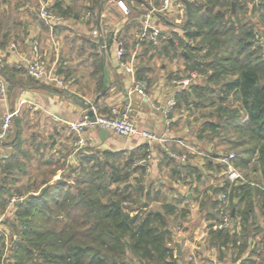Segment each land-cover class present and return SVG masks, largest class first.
Returning <instances> with one entry per match:
<instances>
[{"label": "trees", "instance_id": "16d2710c", "mask_svg": "<svg viewBox=\"0 0 264 264\" xmlns=\"http://www.w3.org/2000/svg\"><path fill=\"white\" fill-rule=\"evenodd\" d=\"M87 1L92 3L90 9L94 11L102 7L105 0ZM233 1L237 5L236 12L232 10ZM255 1L189 3L183 30L185 38L193 41L191 44L171 33L161 35L156 45L152 42L144 47L153 52L148 59L163 52L173 58L177 54L174 49H183L177 57L185 64L186 72H197L204 78L201 85L191 86L180 99L191 114L198 115L195 119L206 120L198 136L208 138L226 153L234 152V164L245 178L251 171L260 175L258 185H251L250 180L230 185L223 179L225 186L215 189L216 193H229L235 215L231 229L209 230L208 246L216 247L220 253L229 247L237 249L239 225L249 243L238 248L249 250L248 259L239 264H264V230L258 225L255 213L258 207L264 215V44L261 39L264 37V4L257 6L255 19L241 23ZM51 9L65 18L79 14L59 1ZM24 35L27 37L25 30ZM12 37L19 39L10 31L1 34V45ZM76 42H79L80 55L91 61V76L99 94L106 89L104 58L91 40L80 37ZM135 45L134 41L124 48L129 52ZM127 57L125 53L124 60ZM0 72L6 74L5 67ZM142 72L145 70H137L140 78ZM19 73L23 71L20 69ZM64 80L67 82V78ZM190 96L194 101L190 102ZM104 116H110V111ZM21 132L20 127L14 141L17 149L23 144ZM143 148L140 153L130 152L129 155L96 149L80 153L72 172L76 180L72 183L66 178L54 183L48 179L36 183L32 176L19 180L30 171L16 160V154L8 164L0 166V215L14 195L23 197L16 203V218L4 222L17 229V237L11 239L7 256L5 235L0 237V264H131V255L140 264H179L180 256H175L166 215L171 208L167 207L165 213L145 209L147 205L142 203L147 192L146 165L137 164V160L147 155V147ZM167 161L172 163V160ZM181 167L186 175L198 174L192 166ZM17 170L21 175H16ZM131 204L135 207H130ZM220 205L217 201L218 214ZM259 235L261 239L250 248L251 238Z\"/></svg>", "mask_w": 264, "mask_h": 264}, {"label": "crops", "instance_id": "0c3cea01", "mask_svg": "<svg viewBox=\"0 0 264 264\" xmlns=\"http://www.w3.org/2000/svg\"><path fill=\"white\" fill-rule=\"evenodd\" d=\"M12 1L16 3L10 20L4 17L9 0H0V60L6 69V74L2 76L9 86L5 98L0 100V121L8 110L18 109L19 113L13 123L14 135L10 137V131L6 141L0 143V166L8 164L16 154V160L31 172L35 162L41 163L47 156L53 158L59 155L64 163V171L77 166L78 155L88 153L92 148L97 151L140 153V150H144L143 147H147V155L137 160V164L146 161L144 179L147 192L142 203H146L145 209L165 213L167 207L171 208V212L166 215L168 228L173 234L174 251L176 242L181 246L179 264H186V257L191 252H196L204 263H210L215 257L220 264H239L248 259L249 250H239V246L249 245L239 225L236 228L239 249L229 247L221 253L217 250L215 254L213 248L216 247L208 246L209 230L214 229L219 221L216 208L218 193L215 189L220 187L226 177L225 166L220 161L221 155L226 152L216 148L208 138L198 136L200 126L206 120L195 119L198 115L191 114L180 100L183 92L189 91L193 85H201L204 81L203 76L197 72H186L185 64L177 57L183 49H174L177 54L173 58L163 52L148 59L153 52L144 50V47L152 41L149 36L143 39L138 37L147 13L145 0H124L129 8L128 15L117 6L116 0H105L102 7H96L94 11L90 9L92 3L87 0H53L52 5L59 1L79 13L57 23L40 16L46 0ZM158 1L154 0V4L157 5ZM188 7L184 12L175 8L171 13L153 17V23L161 35L175 33L184 41L190 44L193 42L185 38L183 30L188 18ZM8 31L12 36L18 35L19 39L16 41L12 37V40L2 46L1 34ZM80 37L94 42L97 53L104 58V94L96 93L95 81L91 76V61L87 60V56H81L78 51L79 42L76 40ZM117 40L122 41L125 48L127 43L131 45L136 42L129 52L125 50L128 54L127 60L134 55V73L120 67L116 56ZM31 41L39 42L45 56L47 72H56L63 79L67 78V93L46 79L36 80L27 74L21 56L30 55ZM13 45L16 46L15 49ZM66 49L69 50L68 53L65 52ZM160 60L162 62L158 63ZM20 69L23 74L19 73ZM61 69L65 72L60 73ZM138 69L145 70L141 74L142 78L138 76ZM186 78H190L191 83L184 86L180 81ZM138 81L147 82L148 88L145 92L135 88ZM75 97L92 102L97 114L103 116L112 106L123 110L131 105L137 129L148 131L155 138L147 142L140 135L126 138L110 131L102 134L101 128L85 127L82 135L92 146L75 153L78 135L70 128V123L82 121L87 116V110L73 101ZM189 100L194 101V97L190 96ZM171 101L175 104L169 109ZM179 105L182 106L178 107ZM19 123L23 144L17 149L14 141L20 129ZM27 129L31 131L30 139H25ZM179 157H183L184 161ZM167 159L172 160V163H168ZM47 161L52 162L51 159ZM184 165L192 166L198 174H184L181 169ZM60 173V170L55 171V178L51 182L60 181ZM16 175H21L20 171L17 170ZM28 176L23 175L19 180L25 181ZM246 179L251 181V185H258L260 175L251 171ZM160 195L164 199L162 203L156 199ZM156 202L159 203L158 207H155ZM15 211L16 209H9L7 205L4 214ZM255 213L258 225L264 230L261 209L257 207ZM1 224L0 220V226ZM178 227L180 230H177ZM260 236L251 238L250 248L261 239Z\"/></svg>", "mask_w": 264, "mask_h": 264}, {"label": "built area", "instance_id": "2783aa9c", "mask_svg": "<svg viewBox=\"0 0 264 264\" xmlns=\"http://www.w3.org/2000/svg\"><path fill=\"white\" fill-rule=\"evenodd\" d=\"M196 0H159L157 5L154 4V0H145L147 3V13L144 16L142 23V30L138 35L139 39H143L146 36H149L153 43H157L161 35L159 29L153 23V17L157 14L166 15L171 13L175 8H180L182 12L185 11V8L188 7V4ZM53 0H46L43 3V6L40 10V16L50 22H63L65 17L58 15L53 12L51 9ZM117 6L121 11L128 15L129 8L124 0H116ZM261 38V36H259ZM117 50L116 56L119 60V65L122 69L128 71L129 73H134L135 63L134 55L131 59L124 60L125 50L124 44L122 41L117 40ZM31 52L29 56L22 55L21 60L25 64L27 74L36 79L43 80L46 79L49 83L55 84L63 90H68L67 82L60 77L56 72L48 73L46 69V60L44 53L41 50L40 44L38 41H31ZM14 49L15 45L12 46ZM4 67L3 63L0 60V70ZM184 86H187L191 83V79H183L180 81ZM135 88L140 92H145L148 88L146 81H138L135 84ZM8 83L3 78L0 72V100L4 99L8 93ZM175 102L171 101L168 108L171 109L174 106ZM96 115V121L91 122L89 116L87 115L84 120L70 123V128L75 131L78 135L75 143V153L85 151L90 148L91 143L83 137L82 132L85 127L90 128H101L107 131L114 133L120 137L131 138L135 135L142 136L147 142H150L155 137L148 131L138 130L136 126V120L133 118V108L131 105H127L125 109L120 110L116 106H112L110 109V116L99 115L96 112V109L92 107ZM19 110H8L3 115L0 123V143L6 141L9 136L12 124L15 121V118L18 116ZM184 161L183 157H179ZM236 160V154L234 152H229L221 155L220 161L224 164V180L227 183L236 184V183H246L248 182L245 176L241 173L240 169L236 167L234 161ZM138 164L145 165L146 161H141ZM225 184L222 181L220 188L224 187ZM218 201L220 202L219 210V222L214 227V229H230L233 225V210L231 209L229 203V193L227 191H221L217 196ZM23 200L22 196L14 195L10 202L8 203L9 209H16V203H20ZM177 230H180L178 227ZM5 231L0 230V237L5 235ZM213 253H217V249L213 248ZM186 264H220L218 259L215 257L210 263H204L196 252H191L186 257Z\"/></svg>", "mask_w": 264, "mask_h": 264}, {"label": "rangeland", "instance_id": "374dc122", "mask_svg": "<svg viewBox=\"0 0 264 264\" xmlns=\"http://www.w3.org/2000/svg\"><path fill=\"white\" fill-rule=\"evenodd\" d=\"M15 3L16 2H13L12 0H9L8 8H7L6 11L4 10V12H5L4 13V17L9 18L11 20L12 15H14L13 13L15 12V11H13ZM232 3L234 4V6L232 7V10L234 12H236L237 11V5H236L235 1H233ZM253 4H252V7H253ZM252 7H251V10H250V14H248L246 17H244L242 19L241 23H244L243 20L246 22V21H250V19H255V17H256V10L253 12L252 11ZM259 30H260V28H259ZM261 39L263 40V44H264V37L261 38ZM124 50H126V49L124 48ZM68 51L69 50H67V49L65 50L66 53H68ZM164 61H166V60H164ZM161 62H162V60H160L158 63H161ZM10 131H11L10 137H12L14 135V125L13 124H12V127H11V130ZM30 132L31 131H29V129L26 130V132L24 134L25 135V139H30V137H29L30 136ZM129 153L130 152H127L126 155H129ZM48 159H51L52 162L50 164H44V161H47ZM60 159H61V156H59V155L57 157H53V158L50 157V156H47V157H45V160L44 161L43 160L41 161V163L35 162L34 163V166H32L31 169H30L32 171L30 172V174H28L29 176H28L27 179H29V177L32 176L34 178V180L36 181V183L37 182H40L43 179H48L51 182V180H53L55 178L54 177L55 176L54 172L55 171L57 172V171L60 170L61 171V173L59 175L60 181H63L66 178V179H68V182L69 183L74 182L76 180V176L74 174H72V172L75 171L74 170L75 166L70 167L68 169H65L63 171L62 169L64 168V163ZM54 182L55 181H53V183ZM156 199H157V201L159 203L160 202L161 203L164 202V199H163V196L162 195L157 196ZM158 202L155 203V205H156L155 207H158V204H159ZM130 207H135V204H131ZM15 218H16V213H11L10 212V214L9 213L8 214L7 213H5V214L2 213L0 215V220L2 222V224L0 226V230L1 231H5V233H6L5 234V249L4 250H5V252L7 254L5 256H7L8 253H9V249L11 247V239H15L17 237V229H15V228L12 229L9 225L5 224L4 222L7 219L14 220ZM129 259L131 261V264H140L139 263V260L137 258H135L134 256H132V255L129 256Z\"/></svg>", "mask_w": 264, "mask_h": 264}, {"label": "water", "instance_id": "95a60500", "mask_svg": "<svg viewBox=\"0 0 264 264\" xmlns=\"http://www.w3.org/2000/svg\"><path fill=\"white\" fill-rule=\"evenodd\" d=\"M259 4H264V0H257L254 4H253V7H252V11L254 12L257 8V6ZM234 6V4H233ZM30 45H31V42H30ZM101 94H104V91H102ZM99 98V97H98ZM97 98V99H98ZM77 105L83 107L84 109L87 110V115L89 116L90 118V121L91 122H95L96 121V115H95V112L94 110L92 109V106H93V103L92 102H89V101H85V100H82V99H78V98H74L73 100ZM102 134H106L107 133V130L105 129H102L101 131ZM235 215V211L233 210V213H232V216L234 217ZM175 253L177 256H181L182 255V250H181V246L179 243H175Z\"/></svg>", "mask_w": 264, "mask_h": 264}]
</instances>
